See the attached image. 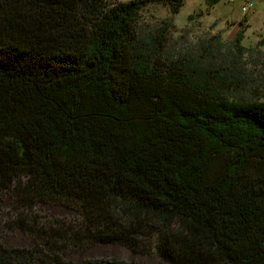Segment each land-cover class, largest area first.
<instances>
[{
    "label": "trees",
    "instance_id": "trees-1",
    "mask_svg": "<svg viewBox=\"0 0 264 264\" xmlns=\"http://www.w3.org/2000/svg\"><path fill=\"white\" fill-rule=\"evenodd\" d=\"M184 2L0 0V264H73L68 252L99 243L264 264V94L233 99L226 67L166 55L171 19L142 27L146 6ZM15 229L31 247L1 243Z\"/></svg>",
    "mask_w": 264,
    "mask_h": 264
},
{
    "label": "rangeland",
    "instance_id": "rangeland-1",
    "mask_svg": "<svg viewBox=\"0 0 264 264\" xmlns=\"http://www.w3.org/2000/svg\"><path fill=\"white\" fill-rule=\"evenodd\" d=\"M247 1H253L254 6L243 13L242 6ZM167 19H171L172 25L167 33L166 55H201L216 67H226L238 79L239 86L226 93L233 99L252 100L264 94V0H219L211 8L206 0H185L174 15L161 4H150L141 12L144 29L163 25ZM239 29L243 31L241 45L245 48L240 57L232 45ZM203 42L206 50L201 47ZM9 205V193L0 191V211L8 209ZM35 209L47 217L70 218L77 214L73 208L61 203L40 202ZM1 243L6 247H31L33 239L27 232L15 229L2 232ZM66 258L73 264L103 261L169 264L157 255L131 251L117 243L94 244L82 251L68 252Z\"/></svg>",
    "mask_w": 264,
    "mask_h": 264
},
{
    "label": "built area",
    "instance_id": "built-area-1",
    "mask_svg": "<svg viewBox=\"0 0 264 264\" xmlns=\"http://www.w3.org/2000/svg\"><path fill=\"white\" fill-rule=\"evenodd\" d=\"M253 6H254L253 1L245 2V4L242 6V12L247 13L248 11H250L253 8Z\"/></svg>",
    "mask_w": 264,
    "mask_h": 264
}]
</instances>
